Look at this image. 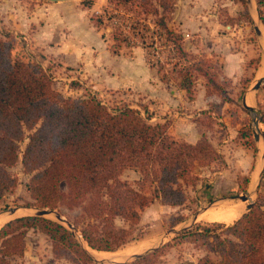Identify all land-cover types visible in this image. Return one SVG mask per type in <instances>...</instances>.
<instances>
[{"label": "trees", "instance_id": "trees-1", "mask_svg": "<svg viewBox=\"0 0 264 264\" xmlns=\"http://www.w3.org/2000/svg\"><path fill=\"white\" fill-rule=\"evenodd\" d=\"M108 1L116 11L121 8L131 15L133 35L142 21L153 19L181 61L174 65L179 89L195 92L197 77L202 76L206 92H223L217 73L211 72L213 64L203 54L190 53L182 35L170 26L178 0ZM238 1L248 15L247 0ZM256 2L260 9L264 6V0ZM85 4L91 8L93 2ZM116 33L118 45L122 39ZM26 131L33 132L22 164L31 175L28 188L36 205L56 211L65 200L63 183L71 189L70 199L83 204L89 195L93 198L83 206L72 229L38 216L7 222L0 229V264L24 258L31 230L51 239L57 258L73 264H99L76 233L94 252H116L136 240L130 229L117 226V219L131 227L156 201L172 207L185 205L188 188L200 180L196 168L224 163L206 135L196 144L178 141L168 124L153 125L128 104L112 107L94 96L65 97L53 87L51 75L40 64L15 59L12 42L0 39V202L17 187L10 169L19 161ZM126 170L139 173L140 178L134 182L122 179ZM249 181L247 178V184ZM263 206L264 197L260 196L233 225L210 228L197 223L180 236L193 235L194 241H203L219 255L216 261L204 256L198 264H264ZM138 259L152 262L148 255Z\"/></svg>", "mask_w": 264, "mask_h": 264}, {"label": "rangeland", "instance_id": "rangeland-1", "mask_svg": "<svg viewBox=\"0 0 264 264\" xmlns=\"http://www.w3.org/2000/svg\"><path fill=\"white\" fill-rule=\"evenodd\" d=\"M20 1L27 7L34 3V0ZM40 1L49 2L48 0ZM76 1H79L84 8H88L85 4L87 0ZM192 1H177L178 7L172 15L170 26L182 35L185 48L190 53L203 54L209 64H213L214 70L211 72L217 73L219 85L223 90V92H206L205 98L214 101L208 103L207 107L195 109L194 112L187 108L186 104L192 103L199 96V92H179L180 96L184 97L185 104H180L171 111L164 110L162 107L163 100L167 101L169 92H164V96H162V92H133L130 89L112 90L95 81L92 77L86 78L77 73H69L56 64L44 67L40 63L29 62L31 65L40 64L51 75L53 87L65 97L94 96L112 107L122 103L128 104L139 110L143 117L148 118L149 123L153 125L168 124L170 134L178 141H181L178 137L182 132L180 128L177 129V125H181L183 126L182 129H189L193 133L194 124L195 132L200 139L206 135L215 149L224 157L223 164L196 168L195 172L200 180L195 187L188 188V200L185 205L172 207L156 201L141 213L140 222L131 227L124 220L117 219V226L130 229L136 240L116 251L115 260L111 261L95 257L92 253L98 254L100 252H90L88 249L99 264H195L196 257L199 261L204 256H209L216 261L219 259V255L212 250L211 246L203 241H194L193 235H180L187 230H192L194 221L210 228L220 224L223 226L233 225L234 223L217 222L215 216L220 215L223 209V212H230L235 207H241L243 211L241 218L248 212L247 206L249 204L253 203L254 205L259 202L260 196L264 197V123L262 122L264 120V83L260 92H253L258 82L254 76L255 69L261 65V62L264 66V6L260 9L256 3H253V7L250 8L247 1L248 16L244 5L238 0L215 1L213 11L216 12L222 25L219 37L225 45L227 42L230 43L232 52L240 54L241 57L245 55V60H247L240 77L233 80L222 76L219 59L210 58L201 52L202 50L194 49L198 47L195 39L197 34L190 30L183 32L179 28V19L177 18L179 7L183 3L186 5L187 2H191L189 6L193 7ZM258 14H260L261 21L258 19ZM90 16L95 26L99 21L103 22L101 27H96L105 32L106 38L111 42L115 52L118 50L115 49L114 37L118 32L122 39L119 44L130 45L133 46L132 48H144L146 59L156 73L155 78L157 76L168 86L178 84L179 78L174 70V65L181 63V61L175 50L172 49V45H169V42L165 40L166 36L154 24L152 18L146 22L142 21V26H136L138 29L133 35L132 26L135 27V25L130 19L131 15L121 8L116 11L112 5H109L105 10L91 12ZM256 26L261 29V38H258L256 34ZM0 39L12 42L13 57L17 59L13 38L9 36L8 38L0 37ZM131 49L124 50L123 54L129 55ZM219 56L221 57V55ZM159 67L160 72L158 71ZM197 87L198 83L196 84ZM248 90L252 92H247ZM247 93L250 97L247 104L254 108L253 112L244 107V98ZM251 97L252 100H250ZM178 99L180 98L178 97ZM255 120L259 122V127L256 126ZM32 132L26 131V139L20 143L19 161L10 169L18 184L16 189L8 193L0 202V229L10 220L23 216H35L36 211L41 209L36 205L29 191L28 185L31 175L25 173L22 164L23 153L28 144V137ZM255 134L259 135V140L255 139ZM256 175L259 176L255 188H253L252 182ZM139 178V173L133 170H126L122 175V179L130 182ZM247 178L250 180L248 184ZM61 190L65 200L55 212L66 221L60 223L69 228L67 223L73 224L75 221H79L83 214V206L90 202L93 196L89 195L87 203L82 204L70 199L71 189L66 183L61 184ZM242 195H247L249 200L241 201L239 197ZM12 209H18V211L12 215L10 213ZM208 213L211 214L207 216ZM198 215L200 218H197ZM46 218L59 222L54 214L48 215ZM179 220L182 221L178 223ZM77 236L82 241L80 233H77ZM145 239L153 241V243L156 241V243L144 252L136 254L148 255V260H151V263L140 262L138 258H135L137 256L135 254L121 255L126 249ZM156 249L160 250L157 255L152 254ZM194 251H200V254H195ZM13 264L73 263L63 258H57L53 252L51 239L38 230H31L27 235L24 258L15 260Z\"/></svg>", "mask_w": 264, "mask_h": 264}, {"label": "crops", "instance_id": "crops-1", "mask_svg": "<svg viewBox=\"0 0 264 264\" xmlns=\"http://www.w3.org/2000/svg\"><path fill=\"white\" fill-rule=\"evenodd\" d=\"M215 1L193 0V7L189 6L191 2H187L186 5L181 4L177 14L179 28L183 32L190 30L197 34L195 39L198 47L194 49L202 50L201 52L210 58L219 59L222 76L237 80L245 69L247 60L245 55L241 57L240 54L232 52L230 43L227 42L225 45L219 37L222 25L216 12L213 11ZM92 2V7L88 9L76 0L63 2L34 0V3L28 7L20 0H0V37L13 38L17 59L40 63L44 67L56 64L69 73H77L86 78L92 77L112 90L162 92V96L164 92H169L167 101L163 100L164 110L171 111L176 106L185 104L184 97L180 96L179 92L186 91L180 90L177 85H166L157 76L155 78L156 73L146 59L144 48L116 44L115 49L118 52L113 50L105 32L93 24L90 16L91 12L105 10L110 5L109 1L92 0ZM255 3L257 4L256 0ZM126 49L132 51L125 56L123 53ZM262 64L261 62V65L255 69L256 81L264 78ZM197 83L195 92H199V96L192 103L186 104V107L193 112L199 107H207L208 103L214 101L205 98V79L199 78ZM261 89L253 92H260ZM245 99L248 103L249 93ZM182 127L177 125V129L180 128L182 132L178 138L181 141L196 144L200 137L195 132L194 124L193 133ZM200 215L197 218H200ZM197 223L194 221L193 226ZM142 241L147 240L139 242ZM194 253L200 254V251H194ZM194 263H198V257Z\"/></svg>", "mask_w": 264, "mask_h": 264}, {"label": "bare ground", "instance_id": "bare-ground-1", "mask_svg": "<svg viewBox=\"0 0 264 264\" xmlns=\"http://www.w3.org/2000/svg\"><path fill=\"white\" fill-rule=\"evenodd\" d=\"M264 71V70H263ZM250 98V97H249ZM252 100V97L251 99ZM252 102V101H251ZM253 103V102H252ZM250 104V103H249ZM259 173V171H258ZM259 175H256L253 182H252V185H253V188H255V185H256V178L258 177ZM230 205V204H229ZM228 206V204H227ZM241 206V205H240ZM243 206V205H242ZM244 207V206H243ZM224 210V209H223ZM223 210H221V214L220 215H216L215 218H216V221L217 222H225V223H234L236 220H238L240 218V216L242 215V208L241 207H235L234 209H232L230 212H223ZM211 212V211H210ZM211 214V213H208L207 216ZM3 220V219H2ZM156 243V241L154 242ZM153 241H142V242H138L134 245H132L131 247H129L128 249L125 250V252H123L121 255H130V254H136V253H141V252H144L145 250L149 249L151 246H153ZM155 245V244H154ZM88 248V247H87ZM90 252H94L92 250L89 249ZM123 251V250H122ZM95 257L97 258H100V259H103V260H115V252L114 253H111V252H100L98 254H95V253H92ZM137 255V254H136ZM120 257V256H119ZM118 257V258H119ZM126 257V256H125Z\"/></svg>", "mask_w": 264, "mask_h": 264}, {"label": "water", "instance_id": "water-1", "mask_svg": "<svg viewBox=\"0 0 264 264\" xmlns=\"http://www.w3.org/2000/svg\"><path fill=\"white\" fill-rule=\"evenodd\" d=\"M48 1H49V2H63V1H71V0H48ZM247 1H248V5H249V7L252 8V7H253V3H255V0H247ZM258 19H259V21H261V17H260L259 14H258ZM255 31H256V34H257L258 37H261V36H262V33H261V30H260V27H259V26H256ZM263 83H264V78L258 80V82H257V84H256V86H255V88H254L253 91H258V90L261 88V86L263 85ZM244 107H245L247 110L251 111V112L254 111V108L251 107V106H249V105L247 104L246 99L244 100ZM255 124H256L257 127H259V122H258L257 120H255ZM255 139H256V140H259V135H258V134H255ZM239 199H240L241 201H243V202H246V201L249 200V197H248L247 195H242V196L239 197ZM252 207H253V203H252V204H249V205L247 206L248 211H250V210L252 209ZM17 211H18V209H12V210H10V213H11L12 215H14ZM51 214H54L55 217H56V219H57L59 222H66L60 214H58L57 212L52 211V210H50V209H46V208L38 209V210L36 211V213H35V216H38V217H45V218H46V216L51 215ZM67 224H68L69 229H72V228H73V225H72L71 223H67ZM76 234H77V233H76ZM80 237L82 238L81 235H80ZM81 243H82V245H83L87 250H88V248H90L87 244L84 243L83 240L81 241ZM85 245H86L88 248H87ZM151 251H152V250H151ZM88 252H89V251H88ZM149 252H150V251H149ZM89 253H90V252H89ZM90 254H91V253H90ZM91 255H92V254H91ZM139 257H142V256H141V255H137V256H135V258H139Z\"/></svg>", "mask_w": 264, "mask_h": 264}]
</instances>
